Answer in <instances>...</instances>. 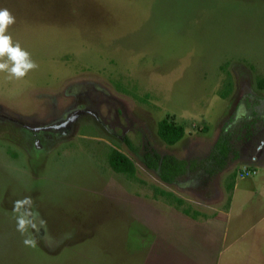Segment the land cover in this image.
I'll use <instances>...</instances> for the list:
<instances>
[{"label": "rangeland", "instance_id": "rangeland-1", "mask_svg": "<svg viewBox=\"0 0 264 264\" xmlns=\"http://www.w3.org/2000/svg\"><path fill=\"white\" fill-rule=\"evenodd\" d=\"M0 8L15 15L8 34L39 65L22 79L0 72V264L262 263L250 233L259 218L241 194L264 185L263 166L242 175L246 153L264 147V133L247 137L249 124L264 130V0ZM167 115L186 129L175 146L158 135ZM113 148L134 161L135 179L112 170ZM154 153L183 162L181 175L161 180L144 163ZM24 197L44 221L35 247L16 227L13 205Z\"/></svg>", "mask_w": 264, "mask_h": 264}, {"label": "trees", "instance_id": "trees-1", "mask_svg": "<svg viewBox=\"0 0 264 264\" xmlns=\"http://www.w3.org/2000/svg\"><path fill=\"white\" fill-rule=\"evenodd\" d=\"M229 85L224 92L221 93L223 98H227L233 88L232 79L229 80ZM257 86L260 90L264 91V78L257 81ZM158 135L160 139L168 146H175L186 135V129L182 125L176 123L174 116L167 115L159 122ZM109 165L112 170L118 174L124 175L129 179H135L137 168L134 161L126 155L122 150L113 148L109 153ZM144 163L150 170L160 171L161 180L166 183H171L174 179L179 177L184 170V164L173 156H160L158 153L147 154ZM238 172H234L230 176V181L227 184V190L229 191V198L227 205L229 207L232 199V193L235 188V183L239 177ZM164 196L172 197L169 192H162ZM178 207L184 205V201L180 198H173ZM184 213L190 217L196 218L200 213L197 211L191 212L190 209H185Z\"/></svg>", "mask_w": 264, "mask_h": 264}, {"label": "clouds", "instance_id": "clouds-1", "mask_svg": "<svg viewBox=\"0 0 264 264\" xmlns=\"http://www.w3.org/2000/svg\"><path fill=\"white\" fill-rule=\"evenodd\" d=\"M15 23L16 17L11 10L0 8V72L7 73L10 78L22 79L39 65L32 59L31 54L22 48L19 42H14L12 36L8 34L9 27ZM13 211L17 231L24 237L23 243L35 247L36 239L32 233H39L44 221L34 208L32 198L16 200Z\"/></svg>", "mask_w": 264, "mask_h": 264}, {"label": "crops", "instance_id": "crops-1", "mask_svg": "<svg viewBox=\"0 0 264 264\" xmlns=\"http://www.w3.org/2000/svg\"><path fill=\"white\" fill-rule=\"evenodd\" d=\"M249 125L252 128L253 124H249ZM256 127H260V126L256 125L253 130L250 128L249 129L250 131H248L249 135L246 134L247 137H249V141L252 140L251 136H252L253 132L255 133V135L256 134L263 135L264 130H258V128H256ZM246 160L248 161V163H250L249 167L251 169H255L257 172H258L259 167H261V166L264 167V147H263V145L261 143L259 145H255L252 148V151L250 150V152L246 153ZM237 180H238V178H237ZM253 185H257V184L255 183ZM237 186L238 185H237V181H236L235 188L233 191L234 193H233L232 199H231V203L228 207L229 212L226 215V218L230 217L234 211L233 201L235 198V192L237 191ZM253 189H254V191L249 192V193H244L241 195H244L245 200L248 201L249 209L251 210V212H256L257 213L256 217L259 218L258 221H256V222H258V223H256L257 225H255V224L252 225V228L250 229V233L254 232L256 234L254 236V242H252V245H254V246H255V242H256L257 247H258V251H259V257H257L256 259L258 261V259L262 256L263 261L261 264H264V226H261L264 223V209H263L264 203H260V204H254L253 203L255 200H258V202L262 200L264 202V185H263L261 191L258 190L259 188H257V190H256L255 187ZM241 212H242V210H240V213ZM246 229L247 228L239 230V233L240 234L243 233L244 231H246ZM257 261H256V263H257ZM250 262L251 261H249L248 263H250Z\"/></svg>", "mask_w": 264, "mask_h": 264}, {"label": "built area", "instance_id": "built-area-1", "mask_svg": "<svg viewBox=\"0 0 264 264\" xmlns=\"http://www.w3.org/2000/svg\"><path fill=\"white\" fill-rule=\"evenodd\" d=\"M246 169L243 170V172H242V175L243 176L249 177V176H252V175H256L257 174V171H255V170H251V169H247L246 170Z\"/></svg>", "mask_w": 264, "mask_h": 264}]
</instances>
